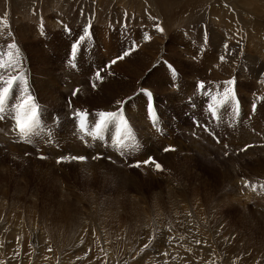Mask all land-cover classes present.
<instances>
[{
    "label": "rangeland",
    "instance_id": "rangeland-1",
    "mask_svg": "<svg viewBox=\"0 0 264 264\" xmlns=\"http://www.w3.org/2000/svg\"><path fill=\"white\" fill-rule=\"evenodd\" d=\"M184 1L154 0L156 8L152 4V0H0V52L6 53L7 45L13 41L22 48H27L25 51L27 57L22 56L20 60L27 66V70H30V74L35 80L36 89L39 90L41 98L48 103L51 109L54 107L59 110L62 116L69 114L71 110L66 105V98L76 85L83 87L82 92L86 90L88 92L83 95L82 101L77 100V94L71 101L73 106L77 109L101 111H105V108L111 110L119 106L125 100L121 101L122 98H127L139 89L147 87L155 92L157 99L159 98L161 109L165 110V114L162 112L163 120L167 122L172 120V125L167 129V137H162V141H154L157 148L150 150L160 160L158 164L161 163L163 170L154 169L152 164L149 165L151 167L145 169L125 164L124 162H132L137 159L129 151L123 153L125 157H122V160H110L109 157L102 154L104 156L99 159L89 158L83 162L85 164L83 166L82 163L75 161L56 163L53 153H51L52 157L39 160L31 153L32 151L27 152L31 150V146L14 144L18 148L13 149L6 142L1 141L0 264H25L28 261L30 264H43L44 262V264H48L49 261V264L52 262V264H70L71 261H78L77 264H107L109 259L123 261L126 260V257L128 263L132 261L131 264H157L155 263L157 260L161 264H170L171 261L173 264H264V195L258 196L259 192L255 193L256 191L252 187L246 186L248 182L254 185L260 180H264V135L262 133L255 134L263 139L254 140L252 147L246 151H243L240 142V144L234 143L232 137L233 132L243 127L250 132L240 134L252 139L253 136L250 133L255 131L253 129H257L254 127L261 128L258 125L262 124V127L264 126V70L258 71L254 68V71L257 72L253 73L251 61H254L253 58L257 55L244 48L247 40L252 41L253 37H256V30H260L257 35L262 31L263 33L260 35L264 34V19L262 20L264 18V1L245 0V3L241 1L242 6L244 4L247 6L240 7V10L234 6L239 0L233 2V7L238 11L237 18H239L237 20L234 14H228L230 16L225 17V29L222 32L223 41L220 42H216L210 37L218 32V28H214L217 27V22L213 15H219L221 8H214L215 13L212 8H207V12L202 13V18L196 20L194 28L186 24L183 25L184 23L181 24L182 26L178 24L179 28H184L185 33H182L183 30L175 31L173 28H168L166 31L160 25L162 23L158 22L159 19L156 16L158 18L161 16L163 20L169 19L168 15L164 14L162 6L172 5L171 3H190V0ZM191 1L192 4L193 2L201 4L204 0ZM221 1L217 0L214 3L212 0L213 4L225 5ZM204 2L210 5L209 0ZM21 3L34 15L35 23L24 19L26 16H23L24 11L20 7ZM252 4L255 6L253 7ZM72 6L74 9H69ZM138 6L150 7L151 9L149 8L148 11L151 10L150 14L155 17L151 19L149 13H145L148 20L146 19L147 21H144L140 28H137L138 24L131 20L135 16ZM251 7L252 9L258 7L262 14H253L256 15L254 21L249 20V15H252L251 11L253 12ZM40 8L47 9L48 14H43V10ZM57 9L59 12L56 11ZM59 9L67 11L63 10V13H60ZM70 10L72 13L69 15L64 13ZM208 16L212 18L209 19ZM42 17L46 19L44 20ZM62 23L65 24L62 25ZM196 23H198L197 26ZM156 25L163 28V31H159ZM28 26L31 30L26 31L25 27ZM242 26L245 30L240 28ZM203 31L204 37H202ZM248 31L250 32L248 33ZM74 32L77 34V38L75 41L68 38L72 41L69 47L74 48L78 45L76 49L78 50L80 47V52L91 51L90 55L82 56V58L88 56L83 63L85 71H89H83L84 75L81 77V73L76 74L77 72L71 71L68 65V69L64 67V70H68L69 74L73 73L68 77L73 80L70 81L69 86H64L63 79L61 82L54 80L53 87H56L52 89L53 87L49 86L51 85L50 70L53 69L61 76L62 63H57V61L60 58L66 62L69 53L65 51L67 43L64 38L69 34L74 35ZM186 33L191 34L190 41L187 37L186 41L184 37L187 35ZM230 33H233L234 37L232 34L230 36ZM149 34L150 36L147 38ZM236 35L237 37L244 36V38H236ZM143 38H147L146 45L140 44ZM212 42L215 43V50H221L224 43L229 45L233 49H231V59L226 57L225 53L215 52V58L210 57L212 59H209L202 55L199 62L197 56L200 53L203 54L207 51L208 54H212L209 49L205 50V47L208 48L207 45ZM187 46L190 50L186 48ZM194 47H199L200 50ZM137 48L139 51L133 54L132 52ZM126 51H130V54L125 57L135 64L131 70H128L127 77H124L122 65L114 68V64H110L105 68H97L96 71L100 70L97 72L99 77L96 75L92 84L88 82L94 72L90 70V66L105 65L106 58L113 61L111 58L116 57L119 60V57ZM222 51H227V48H223ZM138 55L140 56L138 57ZM225 59H234L230 64L233 66L235 63V67L230 72L235 75H233L234 77L227 78L226 76L225 78V73L222 71L223 64L228 62ZM122 60L125 62L124 57ZM172 61L176 63L174 64ZM48 62H53L51 66L54 68L49 67ZM169 62L172 65L170 73L167 67V64L170 67ZM38 71L40 72L38 73ZM163 71L164 73H162ZM137 72L142 75H138ZM212 76L215 80L210 78ZM170 78H172L173 85L163 80ZM229 79L236 82L235 87L228 83ZM41 80L45 84L41 85ZM201 82L204 84L203 89L200 88ZM227 88L233 90L235 99L240 97L243 105L242 116L235 112V99L220 104L221 106L218 104ZM236 89L238 95L235 92ZM198 92L212 103L206 107L212 122L217 124L222 121L218 124L222 134L221 143L215 142L211 137H206L207 135L202 131L198 133L201 135L200 140L187 131L190 127L194 125L197 127L196 125L200 124L198 119L188 116L190 112L188 102L191 101L192 95L195 96ZM58 94L61 96L60 98L57 96ZM93 96L95 97L93 98ZM140 96L142 94L135 96L134 101L142 103L146 100ZM258 96L259 98L256 99ZM116 101V104L120 101L121 103L108 106ZM131 101L132 104L130 102L126 104L127 108L134 107V104L136 107L139 106L133 100ZM213 104L219 106L216 108ZM210 105L216 109L215 116L209 108ZM193 109L194 112H199L200 107L196 109L192 107L191 111ZM231 110L234 114H231ZM175 117L178 121L173 124ZM220 117L221 119H219ZM68 118L63 117V123L66 119L68 121L63 124V134L72 128V122ZM203 120L205 121V117ZM165 125L167 127L168 124L165 122ZM250 128L252 129L250 130ZM2 129L3 126H0V130ZM196 141L201 144L194 143ZM167 142H172L169 146H172L174 150L166 151V147L163 148L168 144ZM149 144L152 145L150 141ZM199 145H202L206 154L198 150ZM179 147L182 149L181 151ZM65 148H63V153L67 151ZM71 148H73L72 151H76L74 147ZM55 151L57 154H62L58 150ZM143 156L145 158H141ZM166 156L167 161L164 159ZM138 158L145 160L146 152H143ZM230 198H234V201ZM35 239L36 241L39 239L36 244ZM125 241L126 243H124ZM127 243L128 245H126ZM170 245L181 247V250L175 252L173 248L169 247ZM188 248L194 253V257L191 256L190 250L188 251L191 254L186 252ZM42 249L45 250L43 253H41ZM177 253L179 256L183 254V263L177 262L179 261L175 255ZM47 254L52 258L54 255V257L58 256L57 260L49 259ZM122 257L123 259H121ZM37 258L40 260L38 261ZM137 258L140 262H134L138 261Z\"/></svg>",
    "mask_w": 264,
    "mask_h": 264
},
{
    "label": "bare ground",
    "instance_id": "bare-ground-1",
    "mask_svg": "<svg viewBox=\"0 0 264 264\" xmlns=\"http://www.w3.org/2000/svg\"><path fill=\"white\" fill-rule=\"evenodd\" d=\"M180 1H182V0H180ZM184 1V0H183ZM204 1H206V0H204ZM204 1H202L203 3H201V4H199L198 2V4H195L194 2H193V4L191 3L192 1L190 0V3H188V2H186V3H182V4H179V3H171L172 5H163L162 7H163V10H164V14L167 16V17H169V19H164L163 20V18H161V16H159V18L156 16V18L157 19H159L158 20V22H161L162 24H160V23H158V24H160L161 26H163L165 29H166V31H167V29L168 28H173L175 31L176 30H183L182 31V33H185L184 31V28H179L180 26H178V24H182V23H184L183 25H188V26H190V27H193V25L195 24V22H196V20H198L199 18H202L201 17V15H202V13H205V12H207V8L209 9V8H212L213 9V11H214V8H221L222 10H221V13L219 14V15H213V17L215 18V21L217 22V27H214V28H218V32L214 35V36H211L210 38L211 39H214L216 42H220V41H223V37H222V32L224 31V29H225V22H224V20H225V17L228 15V14H234L235 16L234 17H236L237 18V15H238V11H236L235 10V8L233 7V2L235 3L237 0H222L221 1V3H223V4H225V5H222V4H219V3H217V4H213V2H212V0H209L210 1V5H208V4H206V2H204ZM214 1V3L217 1V0H213ZM229 1V2H228ZM241 1L242 2H244L245 3V0H239V2L237 1V4H235L234 6L236 7V8H238L239 10H240V7L241 8H243V7H246V6H242L241 4H243V3H241ZM264 1V0H263ZM42 2V1H41ZM152 4L156 7V4H154V0H152ZM185 2V1H184ZM208 2V1H207ZM218 2H220V0H218ZM167 3V2H166ZM204 3H205V5H204ZM212 3V4H211ZM22 4V3H21ZM54 4V3H53ZM56 4V3H55ZM150 4V3H149ZM162 4V3H161ZM59 5V4H58ZM107 5V4H106ZM143 5H144V3H143ZM160 5V4H159ZM250 5V4H249ZM253 5V4H252ZM31 6H33V5H31ZM60 6V5H59ZM129 6V5H128ZM147 6V5H146ZM146 6H138V8H136L137 10H136V14H135V16L133 17V18H131V20L133 21V23H135V24H138V27L137 28H140L141 26H142V24H143V22L144 21H147L148 19L146 18V15H145V13H149V15H150V17H151V19H153V18H155L154 17V15H152V14H150V11L151 10H149L148 11V9L150 8H147ZM255 5H253V7H254ZM21 7V9H22V11H24V15L23 16H26L24 19H27V20H30V21H32V22H34L33 20H36L35 18H34V15H32L31 13H30V10L28 9H26L27 7H25V6H23V4H22V6H20ZM22 7H24V8H22ZM57 7V6H56ZM55 7V8H56ZM151 7H153V6H151ZM249 7V6H248ZM29 8H30V5H29ZM52 8H54V6H52ZM58 8V7H57ZM133 8V7H132ZM157 8V7H156ZM41 10H43V14H45V15H47L48 13V10L47 9H43V8H40ZM69 9H74V6H72V7H70ZM68 9V10H69ZM151 9V8H150ZM153 9V8H152ZM250 9H252V7L250 8ZM31 10H32V7H31ZM60 10V9H59ZM64 11H67V10H65V9H63ZM63 10L61 11L60 10V13L62 12L63 13ZM253 10V12L251 11V14L252 15H249L250 17H249V20L250 19H252V21H254L255 20V17H256V15L257 14H261L260 13V9L258 8V7H256V9L254 8V9H252ZM56 11H58V9L56 10ZM108 11V10H107ZM124 11H125V9H124ZM133 11V10H132ZM209 11V10H208ZM218 11V10H217ZM246 11H247V9H246ZM31 12H33V11H31ZM35 12V11H34ZM41 12V11H40ZM59 12V11H58ZM128 12H130V11H128ZM134 12V11H133ZM216 11H214V13H215ZM219 12V11H218ZM248 12V11H247ZM246 12V13H247ZM66 15H69L70 13H72V10H70L69 12H64ZM110 13V12H109ZM127 13V12H126ZM59 14V13H58ZM159 14V13H158ZM253 14H256L255 16L253 15ZM22 15V14H21ZM132 15V14H131ZM204 15H207V14H204ZM203 15V16H204ZM262 15V14H261ZM260 15V16H261ZM104 16V15H103ZM163 16V15H162ZM228 16H230V15H228ZM259 16V15H258ZM128 17V16H127ZM246 17V16H245ZM44 20L46 19L45 17H42ZM130 18V17H129ZM204 18V17H203ZM208 18L210 19V18H212V17H209L208 16ZM208 18H206V19H208ZM228 18V17H227ZM230 18V17H229ZM239 18V17H238ZM238 18H237V20H238ZM124 19V18H123ZM147 19V20H146ZM233 19V18H232ZM244 19V18H243ZM264 18H262V20H263ZM236 20V21H237ZM248 20V21H249ZM257 20V19H256ZM68 21H70V20H68ZM114 21V20H113ZM154 21V20H153ZM205 21H207V20H205ZM204 21V22H205ZM234 21V20H233ZM45 22V21H44ZM43 22V23H44ZM51 22V21H50ZM200 22V21H199ZM209 22H212V21H209ZM35 23V22H34ZM47 23V22H46ZM69 23V22H68ZM84 23V22H83ZM102 23H104V22H102ZM146 23V22H145ZM150 23V22H149ZM167 23V24H166ZM208 23V22H207ZM233 23V22H232ZM239 23H240V21H239ZM238 23V24H239ZM243 23V22H242ZM241 23V24H242ZM247 23V22H246ZM264 23V22H263ZM50 24V23H49ZM54 24V23H53ZM63 24H65V23H62V25ZM70 24H72L71 23V21H70ZM69 24V25H70ZM85 24V23H84ZM132 24V23H131ZM153 24V23H152ZM155 24V23H154ZM197 24L198 23H196V26H197ZM213 24H214V22H213ZM212 24V25H213ZM228 25H229V23H227ZM248 24V23H247ZM262 24V23H261ZM51 25V24H50ZM60 25V27H61V24H59ZM147 25H148V23H147ZM146 25V26H147ZM215 25V24H214ZM233 25V24H232ZM231 25V26H232ZM244 25V24H243ZM249 25V24H248ZM252 25H255V24H252ZM251 25V26H252ZM27 26V25H26ZM45 26V25H44ZM56 26V25H55ZM77 26V25H76ZM114 26H115V24H114ZM150 26H151V23H150ZM157 26V25H156ZM182 26V25H181ZM241 26V25H240ZM250 26V27H251ZM260 26V25H259ZM262 26H263V24H262ZM160 27V26H159ZM253 27V26H252ZM255 27H257V26H255ZM261 27V26H260ZM48 29H50L49 27H47ZM46 28V29H47ZM62 28H63V26H62ZM72 28H74V27H72ZM194 28V27H193ZM198 28H200V27H198ZM212 28V27H211ZM232 28V27H231ZM242 30H245V29H243L244 27L242 26V27H240ZM249 28V27H248ZM259 28V27H258ZM262 28V27H261ZM264 28V27H263ZM29 29L31 30V28L28 26V27H25V30L27 31H29ZM58 29H60L59 28V26H58ZM68 28L66 27V30H67ZM70 29V28H69ZM202 29H203V27H202ZM206 29V28H205ZM54 30H56V29H54ZM62 30V29H61ZM66 30H64V31H66ZM147 30V29H146ZM150 31H151V29H149ZM188 30H189V32H190V29L188 28ZM187 30V31H188ZM227 30H228V28H227ZM226 30V31H227ZM250 30V29H249ZM77 31H78V29H77ZM158 31V30H157ZM171 31V30H170ZM169 31V32H170ZM186 31V32H187ZM201 31V30H200ZM231 32L233 31V30H230ZM229 31V32H230ZM241 31V30H240ZM240 31H238V33H240ZM251 31H253L252 29H251ZM258 31H260L259 29H258ZM258 31L256 30V32L258 33ZM262 31V30H261ZM70 32V31H69ZM208 32V31H207ZM214 32H216V31H214ZM242 32V31H241ZM250 31H248V33H249ZM155 34H156V32H154ZM171 33V32H170ZM245 34L247 33V32H244ZM257 33H256V37H253L254 39L251 41V40H247V42L244 44L245 45V47L244 48H246L247 49V51L248 52H251L252 51V54H253V52L254 53H256V57H254V55H253V60L254 61H251V63H252V70H253V73H255V72H257V71H254V68H255V70H261V69H263L264 70V34H262V35H260L261 33H263V31L262 32H259V35H257ZM65 34H67L66 32H65ZM64 34V35H65ZM79 34V33H78ZM187 34V33H186ZM185 34V35H186ZM231 34L233 35V37H234V34L233 33H230V36H231ZM245 34H243V35H245ZM63 35V36H64ZM70 35V34H69ZM67 36L66 35V38H64V40L66 41V43H67V48H65L66 50L65 51H67V53H69V51H73V49H72V47H69L70 46V44L72 43V41H70L68 38H71L73 41H75L76 40V38H77V34H75V32H74V35L72 34V35H70V36ZM204 35H205V33H204V31H203V33H202V37H204ZM226 35H227V33H226ZM237 35H239V34H237ZM237 35H236V38H238V37H242V36H238L237 37ZM25 36V35H24ZM140 36V35H139ZM145 36V35H144ZM150 36V34L147 36V38ZM157 36V35H156ZM172 36H173V34H172ZM181 36V35H180ZM179 36V37H180ZM230 36H228L229 38H230ZM251 36H253L252 34H251ZM250 36V37H251ZM111 37V36H110ZM185 37V39H186V37H187V39H188V41H190L191 40V34H187L186 36H184ZM208 37V36H207ZM206 37V38H207ZM246 37V36H245ZM249 37V38H250ZM2 38V37H1ZM28 38V36L26 37V39ZM147 38H143V40L141 41V45H144L145 44V42H146V40H147ZM174 38V37H173ZM226 38V37H225ZM228 38V39H229ZM239 38V39H240ZM244 38V36L242 37V39ZM248 38V37H247ZM23 39V38H22ZM24 39H25V37H24ZM187 39H186V41H187ZM239 39H237L238 41H239ZM246 39V38H245ZM61 40V39H60ZM84 40V39H83ZM135 40V39H134ZM133 40V41H134ZM1 41V40H0ZM27 41V40H26ZM214 41V42H215ZM241 41V40H240ZM14 42V41H13ZM12 42V43H13ZM172 42V41H171ZM202 42V41H201ZM61 43V42H60ZM206 43H208V42H206ZM63 44L65 45V42H63ZM136 44V43H135ZM191 44V43H190ZM203 44H205V43H203ZM202 44V45H203ZM221 44V43H220ZM18 45V47H19V49H20V57H27V55H26V53H25V51H27V48L25 47V48H22L19 44H17ZM140 45V46H141ZM146 45V44H145ZM189 45V44H188ZM197 45V44H196ZM215 45V43H209L207 46H208V48L207 47H205L206 49L205 50H207V49H209L210 51H211V53L212 54H208L207 53V51H205L203 54H199L197 57H198V60H199V62H200V59L202 58V55L203 56H207L206 58H209V59H212V58H210V57H213V58H215V52H217V53H225V56L226 57H229L230 59H231V47L229 46V45H226L225 43H224V46H223V48H227V51H222L223 50V48L221 49V50H219V49H217V50H215L216 49V47L214 46ZM243 45V44H242ZM170 46H172V45H170ZM199 46V45H198ZM237 46V45H236ZM191 47V46H190ZM199 47H201V46H199ZM198 47V48H199ZM142 48V47H141ZM144 48V47H143ZM142 48V49H143ZM186 48H189L188 46L186 47ZM194 48H196V47H194ZM198 48H196V49H198ZM202 48V47H201ZM242 48V47H241ZM47 49V48H46ZM142 49H141V51H142ZM196 49H194L195 51H196ZM77 50V49H76ZM189 50H190V48H189ZM198 50H200V49H198ZM204 50V49H203ZM203 50H201L202 52H203ZM233 50V49H232ZM236 50H238V48H236ZM29 51V50H28ZM47 51H48V49H47ZM139 51V48H137V49H135V51L134 52H132L133 54H135L136 52H138ZM201 51H199V52H201ZM246 51V50H245ZM23 52V53H22ZM77 52V51H76ZM143 52V51H142ZM141 52V53H142ZM147 52V51H146ZM198 52V53H199ZM237 52V51H236ZM34 53H35V51H34ZM140 53V52H139ZM139 53H137V54H139ZM140 53V54H141ZM193 53V52H192ZM132 54V55H133ZM233 54V53H232ZM251 54V53H250ZM29 55V54H28ZM42 55V54H41ZM146 55V54H145ZM222 55V54H221ZM235 55V54H234ZM50 56H52L51 54H50ZM123 57H124V60H125V62L126 61H128V57H125L124 55H122ZM140 55H138V57H139ZM147 56V55H146ZM174 56V55H173ZM188 56V55H187ZM217 56H219V55H217ZM236 56V55H235ZM25 57V58H26ZM30 57V56H29ZM32 57V56H31ZM45 56L43 55V58H44ZM137 57V56H136ZM222 57V56H221ZM33 58H35V56H33ZM38 58V57H37ZM115 58L116 57H113V58H111V59H113V60H115ZM21 59V58H20ZM39 59V58H38ZM143 60H144V58H142ZM237 59V58H236ZM132 60H134V59H132ZM171 60V59H170ZM188 60V59H187ZM197 60V61H198ZM216 60V59H215ZM226 60V59H225ZM246 60H248V59H246ZM251 60V59H250ZM21 61V60H20ZM25 61V60H24ZM51 61H53L52 59H51ZM106 61H107V63H109L111 60L110 59H108V58H106ZM123 60L122 59H119V60H117L116 61V63H114V65H113V67L115 68L116 66H120V65H122L123 67H124V77H127L126 76V74H127V72H128V70H131L132 69V66H135V64H133V63H131L130 61H128V62H122ZM202 61V60H201ZM213 61V60H212ZM224 61V60H223ZM228 61V62H227ZM234 61V59L233 60H226V62L227 63H225V64H223L222 66H223V69H222V71H224L223 73H225V78H226V76H227V78L229 77V76H233L230 72L233 70L232 68H234L235 67V63H234V65L233 66H231L230 64H231V62H233ZM256 61V62H255ZM22 62V61H21ZM21 62H20V64H21ZM29 62V61H28ZM62 63L63 64V68L62 67H60V68H62V73H63V75H70L69 74V72H68V70L66 71V70H64V67H66L67 69H68V65L66 64V62H64L62 59H60V58H58V61H57V63ZM173 63H174V61H172ZM199 62H197V63H199ZM236 62V61H235ZM51 63H53V62H48V64L50 65L49 67H51V68H54V66H51ZM106 63V62H105ZM112 63V62H111ZM176 63V62H175ZM174 63V64H175ZM28 64V63H27ZM44 64V63H43ZM123 64H125V65H123ZM169 64H170V62H169ZM200 64V63H199ZM41 65V64H40ZM196 65H198V64H196ZM202 65V64H201ZM237 65V64H236ZM148 66V65H147ZM172 66V65H171ZM214 66V65H213ZM221 66V64L219 65V67ZM230 66H231V68H230ZM112 67V68H113ZM138 67H140L139 65H138ZM161 67V66H160ZM198 67H200V66H198ZM45 68L46 69H48V67H46L45 66ZM51 68H49V69H51ZM134 68V67H133ZM150 68V67H149ZM175 67L173 66V69H174ZM203 68V67H202ZM216 68V67H215ZM222 68V67H221ZM57 69V68H56ZM164 69V68H163ZM153 70V69H152ZM155 70V69H154ZM159 70V69H158ZM34 71V70H33ZM180 71V70H179ZM214 71V70H213ZM27 72L30 74V70H27ZM40 71H38V73H39ZM157 72V71H156ZM161 72V71H160ZM202 72H203V70H202ZM201 72V73H202ZM204 72H206L205 70H204ZM131 73V72H130ZM162 73H164V71L162 72ZM161 73V74H162ZM168 73V72H167ZM167 73H165L166 75H167ZM230 73V74H229ZM36 74V73H35ZM137 74L138 75H142V73H140V72H137ZM157 74V73H156ZM155 74V75H156ZM160 74V73H159ZM161 76V75H160ZM159 76V77H160ZM235 76V75H234ZM233 76V77H234ZM50 77H51V82H50V84L51 85H49L51 88L53 87V84H54V80L55 81H59L60 80V78H61V76H59V73H56L55 71H53V69L52 70H50ZM130 77V76H129ZM199 77V76H198ZM138 79H139V77H137ZM163 78V77H162ZM212 80H215V78L212 76V77H210ZM214 78V79H213ZM171 79L172 78H170V79H163V80H165L166 82H171ZM189 79V78H188ZM212 80H210V81H212ZM161 81V80H160ZM225 81V80H224ZM229 81H232L233 83H232V85L235 87V81H233V80H231V79H229ZM40 82V81H39ZM43 84H45V82L43 81V80H41V85H43ZM167 85V84H166ZM172 85H173V83H172ZM61 86V85H60ZM76 86H79V85H76ZM169 86V85H168ZM56 86H54L52 89H54ZM75 87V86H74ZM74 87H73V89H74ZM161 88V87H160ZM73 89H72V91H73ZM82 89H83V87H81L80 88V90L81 91H79V93H77L76 95H77V100H81L82 101V98H83V95H85V94H87V90L86 91H84V92H82ZM58 90V89H57ZM65 90V89H64ZM170 90V89H169ZM100 92V91H99ZM137 92V91H136ZM135 92V93H136ZM54 94H56V93H54ZM63 94V93H62ZM61 94V95H62ZM67 94V93H66ZM93 94V93H92ZM59 98L61 97L59 94L57 95ZM90 96V95H89ZM86 97V96H85ZM95 96H93V98H94ZM128 97V96H127ZM140 97H143V96H140ZM92 98V97H91ZM98 98V97H97ZM259 98V96L258 97H256V99H258ZM65 99V98H64ZM90 99V98H89ZM119 99V98H118ZM123 99H125V98H122V100L121 101H123ZM142 99V98H141ZM42 100H43V98H42ZM61 100H63V99H61ZM76 100V99H75ZM44 101V100H43ZM64 101V100H63ZM121 101L118 103V104H120L121 103ZM45 102V101H44ZM75 102H77V101H75ZM67 103V102H66ZM65 103V104H66ZM78 103V102H77ZM117 103V101L114 103V104H110V105H108V106H112V105H118V104H116ZM45 104H47L46 105V107H45V112L47 113V114H49V112L52 110L51 109V107L48 105V103L47 102H45ZM79 104V103H78ZM137 104L139 105L138 107H136V106H134V107H129V108H127V110H128V115H129V117L131 118V122H132V124L138 129V131H139V138H140V143H141V145H144V148L142 149V151L143 152H146V158H147V156L149 155V154H152L151 153V148H154V149H156L157 148V145L154 143V140H149V138H151V136H152V134H151V132L149 131V127H150V125H149V123H148V121H147V119L145 118V114H146V100H144V102H140V101H137ZM52 105V104H51ZM66 105H68V103L66 104ZM130 105V104H129ZM231 105H233V103H231ZM53 106V105H52ZM62 106H64L63 104H62ZM120 106V105H119ZM119 106H117V107H115V108H113V109H111V110H116ZM221 106V105H220ZM66 107V106H65ZM54 108V107H53ZM82 108V107H81ZM209 108H210V106H209ZM83 109V108H82ZM94 109V108H93ZM89 110H91V109H89ZM105 111H109V109H106L105 108ZM209 111H210V109H209ZM101 112H103V111H101ZM218 112V111H217ZM53 113V112H52ZM208 113V112H207ZM63 114V113H62ZM65 115V114H64ZM67 115H69V114H67ZM210 115V114H209ZM219 119H221V117L219 118ZM212 120V119H211ZM227 120V119H226ZM245 120V119H244ZM220 121V120H219ZM214 123V122H213ZM220 123V122H219ZM218 124V123H217ZM228 125V124H227ZM238 125H239V122H238ZM241 125V124H240ZM263 125V124H262ZM262 125H258V126H260L261 128H259V127H254V128H257V129H253V130H255V131H252L250 134L253 136V138L251 139H248V138H246L243 134V136L240 134V133H244V134H248L249 132L247 131V128H243V127H241V128H239L237 131H235V132H233L232 133V137H233V139H234V143H241L242 144V148H244L245 146H247V145H249V144H251V145H253L252 143L254 142V140H257V141H260V140H258V139H263V138H260L259 136H255V134H257V133H262L263 135H264V126L262 127ZM0 126H3V129L2 130H0V143H1V141H3V142H6L7 143V145H9V147L10 148H18L16 145H14L13 143H11L10 141H11V139H12V137L11 136H8L7 134L8 133H10L11 134V132L10 131H8V127H6V125L5 124H3L2 122H0ZM72 126V125H71ZM251 126H253V125H251ZM235 128H237V127H235ZM230 129V128H229ZM232 129H234L233 127H232ZM252 128H250V130H251ZM185 131V130H184ZM227 131V130H226ZM71 132L72 131H70V130H66V132L64 133V134H62L60 137H61V142H64V143H68L67 144V148L69 147V149L68 150H73V148H71V147H74L75 149H76V151H74V152H76V153H73V154H76V155H81V154H86V155H89L90 156V158H91V156L93 155V154H99V153H103V152H108V153H110V155L112 154L109 150L108 151H104L103 150V148L102 147H97V148H95V149H91V148H87V147H84V146H82V145H80L79 143H75V144H70L69 143V140H72L71 138H70V134H71ZM168 133V132H167ZM193 133H195V132H193ZM197 133V132H196ZM226 133V132H225ZM228 133V132H227ZM147 134V135H146ZM258 135V134H257ZM8 136V137H7ZM205 136V135H204ZM207 137V136H206ZM210 138V137H209ZM162 138H160L159 140H156L157 142L158 141H162L161 140ZM4 140H6V141H4ZM149 141L152 143V145L151 144H149ZM168 141V140H167ZM224 141H225V139H224ZM70 142H75V141H70ZM168 144L166 145V146H164V147H167L168 145H170L171 143H169V142H167ZM194 143H196V144H199L200 142H194ZM224 143V142H223ZM233 143V144H234ZM239 143V144H240ZM201 144V143H200ZM231 145V144H230ZM234 145H236V144H234ZM28 146V145H27ZM71 146V147H70ZM176 146H178V145H176ZM185 146H186V144H185ZM146 147V148H145ZM163 147V148H164ZM252 146H249L247 149H245V150H243V151H246V150H248V149H250ZM180 148V147H179ZM186 148H187V146H186ZM233 148V147H232ZM26 149H28V148H26ZM66 149V148H65ZM166 149V148H165ZM234 149V148H233ZM46 150V148L44 149V151ZM102 150V151H101ZM182 149L180 148V151H181ZM198 150L199 151H201V153H203V154H206L205 153V149L202 147V145H199V148H198ZM43 151V152H44ZM52 151H55V150H52ZM92 151H94V152H92ZM179 151V150H178ZM179 151V152H180ZM56 152V151H55ZM142 152V153H143ZM60 153V152H59ZM142 153L140 154V155H142ZM157 153V152H156ZM158 154V153H157ZM169 154V153H168ZM197 154V153H196ZM112 155H114V154H112ZM195 157V156H194ZM141 158H145L144 156L143 157H141ZM166 158H167V156L166 157H164V159L166 160ZM158 159V158H157ZM224 160V159H223ZM237 160V159H236ZM261 160V159H260ZM101 161V160H100ZM140 161H141V159H140ZM162 161H164L163 159H162ZM167 161V160H166ZM230 162H231V160H230ZM80 163H82L83 164V162H80ZM89 163V162H88ZM93 163V162H92ZM166 163V162H165ZM168 163V162H167ZM233 163V162H232ZM94 164V163H93ZM254 164V163H253ZM85 164H83V166H84ZM95 165V164H94ZM148 167H151V166H148ZM232 167V166H231ZM146 167H144L143 169H145ZM209 184V183H208ZM237 184V183H236ZM244 190V189H243ZM251 193V192H250ZM249 193V194H250ZM248 194V196L250 197L251 196V194L249 195ZM246 195V194H245ZM230 199H232V198H230ZM234 199V198H233ZM232 199V200H233ZM240 199V198H239ZM159 201V200H158ZM234 201V200H233ZM219 212V211H218ZM263 212V211H262ZM154 214V213H153ZM113 215V214H112ZM162 219V218H161ZM210 221V220H209ZM189 225V224H188ZM256 225V224H255ZM39 226V225H38ZM190 226V225H189ZM146 227V226H145ZM4 228V227H3ZM137 230V229H136ZM167 230V229H166ZM185 230H187V229H185ZM165 231V230H164ZM146 232V231H145ZM134 234V233H133ZM138 234V233H137ZM178 234H179V232H178ZM181 234V233H180ZM18 236V235H17ZM104 238V237H103ZM59 239V238H58ZM123 239V238H122ZM130 239V238H129ZM203 239V238H202ZM39 240V239H38ZM38 240L36 241V239H35V244L38 242ZM162 240V239H161ZM197 240H198V238H197ZM129 241V240H128ZM160 241V240H159ZM196 241V240H195ZM45 242V241H44ZM170 242V241H169ZM168 242V243H169ZM204 242V241H203ZM207 242V241H206ZM210 242H212L213 243V241H210ZM124 243H126V241L124 242ZM150 243V242H149ZM40 244V243H39ZM62 244V243H61ZM69 244V243H68ZM169 244H171V243H169ZM199 244V243H198ZM205 244V243H204ZM207 244H208V242H207ZM51 245V244H50ZM125 245V244H124ZM124 245H123V247H124ZM126 245H128V243L126 244ZM151 245V244H150ZM164 245V244H163ZM40 246V245H39ZM65 246V245H64ZM120 246H122V244H120ZM38 247V246H37ZM45 247V246H44ZM62 247V246H61ZM60 247V248H61ZM170 248H173V250L175 251V252H179V250H181L180 248H177V247H175L174 245L172 246V245H170L169 246ZM41 248V247H40ZM69 248V247H68ZM116 248V247H115ZM51 249V248H50ZM122 249V248H121ZM41 250V249H40ZM46 250H47V248H46ZM85 250V249H84ZM126 250V249H125ZM150 250V249H149ZM185 250H186V248H185ZM188 250H190L189 248L187 249V253L188 254H191ZM45 251V250H44ZM43 251V249H42V252L41 253H43L44 252ZM58 251V250H57ZM74 251V250H73ZM123 251H124V249H123ZM127 251V250H126ZM170 251V250H169ZM191 251V250H190ZM48 252V251H47ZM55 251H53V253H54ZM121 254H122V252L121 251H119ZM131 252V251H130ZM192 252V251H191ZM40 253V255L42 256V254ZM76 253V252H75ZM126 253V252H125ZM128 253V252H127ZM132 253H133V251H132ZM180 253H183V252H180ZM55 254V253H54ZM43 255H45V254H43ZM47 255H49V254H47ZM58 255V254H57ZM123 255L125 256V254L123 253ZM128 255H130V254H128ZM146 255V254H145ZM176 256H177V259H179V261H177V262H184L183 261V259H182V256H183V254H181V256H179L178 255V253L177 254H175ZM185 255H187V254H185ZM55 256V255H54ZM53 256V258H55V260L54 261H56L57 259V257L58 256H56V257H54ZM133 256V255H132ZM136 256V255H135ZM175 256V257H176ZM191 256H193L194 257V253L192 252V254H191ZM39 257V256H38ZM72 257V256H71ZM99 257V256H98ZM102 257V256H101ZM112 257V256H111ZM161 257V256H160ZM42 258H43V256H42ZM49 259L50 258H52L50 255H49V257H48ZM52 258V259H53ZM190 258H192V257H190ZM38 259V258H37ZM46 259V258H45ZM51 259V260H52ZM72 259V258H71ZM70 259V260H71ZM120 259V258H119ZM121 259H123V257L121 258ZM120 259V260H121ZM130 259V258H129ZM138 259V261H134V262H140L139 261V258H137ZM137 259H135V260H137ZM40 259H38V261H39ZM42 261H43V259H41ZM48 260V259H47ZM68 260V259H67ZM140 260H142V259H140ZM171 260V259H170ZM41 261V262H42ZM64 261V260H63ZM66 261V260H65ZM70 262V261H69ZM103 262V261H102ZM177 262H174V263H177ZM36 263H38L37 262V260H36ZM45 263V262H44ZM43 263V264H44ZM48 263V262H47ZM49 263H50V261H49ZM48 263V264H49ZM53 263V262H52ZM51 263V264H52ZM78 263V261H71L70 262V264H77ZM101 263V262H100ZM132 263V261L130 262V263H128V261H127V257H126V260L124 259L123 261H113V259H109V261H107V264H131ZM150 263V262H149ZM155 263H157V264H161L158 260L155 262ZM226 263V262H225ZM25 264H30L29 263V261H28V263H25ZM60 264V263H59ZM63 264V263H62ZM69 264V263H68ZM90 264V263H89ZM102 264V263H101ZM134 264H136V263H134ZM137 264H139V263H137ZM142 264V263H141ZM152 264V263H151ZM170 264H173V261H171L170 262ZM178 264V263H177ZM181 264V263H180Z\"/></svg>",
    "mask_w": 264,
    "mask_h": 264
},
{
    "label": "snow or ice",
    "instance_id": "snow-or-ice-1",
    "mask_svg": "<svg viewBox=\"0 0 264 264\" xmlns=\"http://www.w3.org/2000/svg\"><path fill=\"white\" fill-rule=\"evenodd\" d=\"M157 29L161 32L163 31V28H160L159 25H157ZM76 47H78V45L74 46L73 54H75ZM7 49L8 51L6 53L0 52V120L5 119L6 109H8L9 107L8 102L14 88L17 86H21V91L24 93V95L21 96L18 103L12 106L11 116L15 122L13 131L17 132L20 137L28 139L32 135L36 134L37 129L40 127L39 108L38 105L34 102L33 96L29 93L27 79L24 73L17 72V69L20 66V49L18 45L15 43L8 44ZM129 54L130 51H126L124 53V56H127ZM119 59H123V56L119 57ZM112 63H116V60H113ZM97 76L99 77V73H97ZM228 83L232 84L233 82L229 81ZM200 88H204L203 82H201ZM234 99V92L231 88H227L224 90L222 96L220 97L219 103L224 104L229 100ZM210 108L212 110V114L215 116L216 109L211 105ZM86 115V113L77 114V116L79 117L80 129L89 135L99 136V134L107 125L114 122L119 124L120 133L128 134L129 132L128 122L123 116L122 112L99 113V122L95 125L94 133L88 131V126L86 125L85 121ZM117 143L123 144L122 135L117 136ZM167 150L168 149H166V151ZM71 159L84 161L87 159V157L74 156L71 157ZM145 163H148V161H145ZM155 167L158 170H163L161 165L159 164H155ZM246 186L252 187L254 191L256 190V186L252 185L250 182H248ZM260 187L264 188V185H261ZM145 247H147V245H145Z\"/></svg>",
    "mask_w": 264,
    "mask_h": 264
}]
</instances>
